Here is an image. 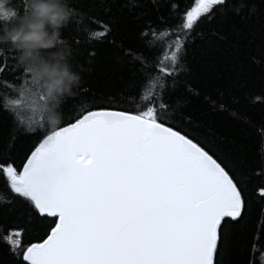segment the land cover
Masks as SVG:
<instances>
[{
    "label": "snow or ice",
    "instance_id": "snow-or-ice-1",
    "mask_svg": "<svg viewBox=\"0 0 264 264\" xmlns=\"http://www.w3.org/2000/svg\"><path fill=\"white\" fill-rule=\"evenodd\" d=\"M99 3L104 20L68 5L70 53L78 55L82 41L90 45L83 63L91 71L95 45L114 46L122 86L104 92L79 82L60 102L63 118L54 128L15 52L0 59V264H236L238 238L247 250L243 264H256L264 219L250 220L254 206L264 217V184L252 180L264 178V157L256 159L253 147L238 153L181 98L191 89L184 65L201 21L231 19L233 43L246 41L244 59L228 60L230 71L205 100L237 127L243 120L246 145L264 146V0L172 3L167 14L153 10L155 22L125 0L120 10L140 25L139 50L117 42L112 0ZM26 11L25 0H0V26ZM125 92L138 101L134 109L120 102ZM11 214L24 222L6 224ZM26 233L35 238L26 241Z\"/></svg>",
    "mask_w": 264,
    "mask_h": 264
},
{
    "label": "trees",
    "instance_id": "trees-1",
    "mask_svg": "<svg viewBox=\"0 0 264 264\" xmlns=\"http://www.w3.org/2000/svg\"><path fill=\"white\" fill-rule=\"evenodd\" d=\"M124 2L125 0H112L111 14L117 19L114 35L118 43L119 41H123L124 44L130 45L134 50H139L136 41V30L140 25L127 13V9L124 11L120 10V5ZM127 2L133 8L134 12L146 11L148 13L147 18L155 22L156 13L153 11L154 9H159L161 13L167 14L172 3H179L180 8L185 9L191 3H194V0H141L139 8L136 6V0H127ZM73 3L77 5V8L88 10L92 15L98 16L101 20L106 18L99 0H67L69 6ZM233 23L234 21L231 19L224 21L214 20L211 23L201 21L198 26L200 34L193 36L186 52V63L184 65L186 81L191 85V89H186L184 97L181 99L186 98L188 100L190 108L186 109V111H190L194 118H199L211 125L219 135L228 138L238 153H243L246 148L253 147V155L256 159H260L264 157V146L258 143L254 146L245 144L243 120L240 121L241 126L237 127L236 124L231 123L234 118L229 112L223 111L222 115L217 114V112H212L209 110L212 108L210 100H205V96L219 89L225 75L230 71V68L227 66L228 60L232 57L238 58L239 60L244 59L243 43L246 41L241 42L239 46L233 43L237 38L236 34L232 32ZM73 26L74 20L71 19L68 25L61 30L62 38L68 37L65 42L70 48L75 47L71 44L72 33L70 30ZM224 33H229L232 36V40L228 42L222 41L220 36ZM89 46L82 41L79 45L80 53L78 55L73 53L69 57L72 70L79 75L80 84L87 83L104 92L121 88V58L113 54L114 46L104 43L95 45L97 48V58L91 66V71H89V66L83 63V50ZM8 49L6 46H0V59L6 55ZM257 90H259V84H257ZM3 96L4 90L0 88V100L3 99ZM212 98L214 99L215 97L212 96ZM119 100L129 109H134L138 102L135 97L127 95V92L121 95ZM217 111L219 112L220 110L218 109ZM250 111L254 119L257 121L260 120L261 110L259 108ZM261 184H264V178H253V186ZM252 211L253 217L250 222H255L257 219H264V217L256 216L255 206ZM4 220L6 224H11L13 220L17 223L24 222L23 218L17 217L16 214H11L5 217ZM34 238V235L29 236L27 233L24 237L26 241ZM246 256V247L242 239L238 238L234 244L232 259L236 264H243ZM254 259L256 264H264V254L261 251L255 254Z\"/></svg>",
    "mask_w": 264,
    "mask_h": 264
},
{
    "label": "clouds",
    "instance_id": "clouds-1",
    "mask_svg": "<svg viewBox=\"0 0 264 264\" xmlns=\"http://www.w3.org/2000/svg\"><path fill=\"white\" fill-rule=\"evenodd\" d=\"M27 11L9 27L0 26V46L12 49L33 86L45 97L44 122L54 128L62 119L60 102L71 97L79 75L69 63L70 46L61 30L72 19L67 0H25Z\"/></svg>",
    "mask_w": 264,
    "mask_h": 264
}]
</instances>
